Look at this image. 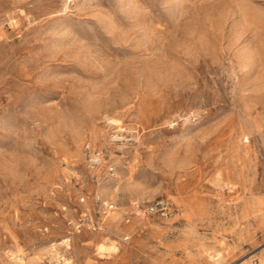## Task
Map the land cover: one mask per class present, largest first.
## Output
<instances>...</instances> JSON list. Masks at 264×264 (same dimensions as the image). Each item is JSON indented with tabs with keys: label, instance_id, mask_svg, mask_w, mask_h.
Instances as JSON below:
<instances>
[{
	"label": "rangeland",
	"instance_id": "obj_1",
	"mask_svg": "<svg viewBox=\"0 0 264 264\" xmlns=\"http://www.w3.org/2000/svg\"><path fill=\"white\" fill-rule=\"evenodd\" d=\"M61 257L263 264L264 0H0V264Z\"/></svg>",
	"mask_w": 264,
	"mask_h": 264
},
{
	"label": "built area",
	"instance_id": "obj_2",
	"mask_svg": "<svg viewBox=\"0 0 264 264\" xmlns=\"http://www.w3.org/2000/svg\"><path fill=\"white\" fill-rule=\"evenodd\" d=\"M156 209L164 210V203L160 201L151 206V211H154ZM54 264H70V262H67L65 257H61V258H57L54 261ZM249 264H261V263L257 259H254Z\"/></svg>",
	"mask_w": 264,
	"mask_h": 264
},
{
	"label": "bare ground",
	"instance_id": "obj_3",
	"mask_svg": "<svg viewBox=\"0 0 264 264\" xmlns=\"http://www.w3.org/2000/svg\"><path fill=\"white\" fill-rule=\"evenodd\" d=\"M250 134V133H249ZM239 136H242V134L241 135H239ZM248 139H250V138H246V140H247V142L248 141H250V140H248ZM242 140V139H241ZM245 141V140H244ZM242 146V145H241ZM243 149V148H242ZM241 150V149H240ZM261 198V197H260ZM69 241V240H68ZM100 250H109V251H116V247L115 246H113V245H101L100 246ZM62 256V255H61ZM254 256V255H253ZM252 256V257H253ZM60 257V256H59ZM210 257L212 258V260L213 261H218V259H219V257H215V255H213V256H211L210 255ZM18 258V257H17ZM19 259V258H18ZM70 261V260H69ZM68 262V261H67ZM250 263V262H249ZM249 263H246V264H249ZM262 263L264 264V257H263V259H262Z\"/></svg>",
	"mask_w": 264,
	"mask_h": 264
}]
</instances>
